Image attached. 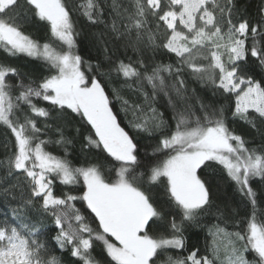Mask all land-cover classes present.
<instances>
[{"label": "snow or ice", "instance_id": "snow-or-ice-1", "mask_svg": "<svg viewBox=\"0 0 264 264\" xmlns=\"http://www.w3.org/2000/svg\"><path fill=\"white\" fill-rule=\"evenodd\" d=\"M83 7L88 21L98 23L103 15L99 0H87ZM112 10L116 13L112 31L121 38L134 34L133 47L144 43L175 54L180 64L175 69L177 74L187 67L196 79L210 81L223 93L234 96L231 113L234 119L255 126L252 118L255 114V119L264 123V86L247 76L245 68L249 54L264 66V47L259 46L264 41V26H251L247 20L234 23L232 0H227V4L219 0H130V5L123 9L113 0ZM28 13L50 26L52 36L60 42L59 49L49 43L41 45L23 32L22 23ZM150 17L157 21L156 30L161 21L166 26L161 44H157L156 32L148 27ZM75 35L70 10L63 0H0V47L11 55L42 59L54 70L38 84L21 82L19 94L14 98L8 78L18 72L0 65V124L7 126L15 138V151L7 166L10 175L17 173L24 177L30 193L22 207L38 203L43 212L51 215L58 230L56 243L61 249L71 246V255L83 264H99L92 256L96 241L102 243L110 258L105 264H216L217 261L264 264V221H258L255 213L246 228L239 231L229 233L216 227L211 233L212 258L198 255V250L190 251L183 258L169 254L170 250L185 248L183 223L196 221L211 205L210 186L200 174L203 169L221 165L241 195L255 207L256 193L250 181L253 178L264 181V150L247 148L242 136L226 124L223 110L209 111L202 105L203 115L187 110L178 113L175 130L158 139L155 152L161 155L155 162L143 164L141 181L137 176L142 166L139 145L118 123L101 81L95 76H86L82 70L85 62L73 51ZM197 57H203L208 63H196ZM143 67L142 61L120 60L108 74L114 71L124 78L127 87L135 85L137 91L144 92L145 81L151 85L152 94L144 92V100L153 115L143 119L144 107L130 105L117 92L125 111H131L135 117L132 126L151 134L164 127L163 119L151 103L158 91L168 94L162 73L171 75L173 67L158 66L151 74L142 72ZM89 70L92 71L91 66ZM95 71L103 72V69L97 65ZM173 87L178 96L183 94L184 81L178 75ZM33 98L47 102L60 112L70 110L86 121L94 137L85 138V147L99 149L106 154L105 160L111 158L116 162L113 164L115 179L105 178L102 163L73 167L67 159L46 151L48 141L39 138L43 130L37 127L33 117L47 120L50 111L38 107ZM22 105H27L33 116L25 115L20 121L13 117ZM56 131L59 139L55 143H71L62 128ZM57 181L64 186L82 184V194L73 195L69 190L55 195L53 186ZM145 185L163 186L167 200L155 201L151 188ZM77 200L83 201L94 214L98 222L96 229L76 207ZM14 218H19L16 210ZM37 231L35 225L27 223L19 228L7 221L0 223V264H59L54 256L43 258L44 245L35 238Z\"/></svg>", "mask_w": 264, "mask_h": 264}, {"label": "trees", "instance_id": "trees-1", "mask_svg": "<svg viewBox=\"0 0 264 264\" xmlns=\"http://www.w3.org/2000/svg\"><path fill=\"white\" fill-rule=\"evenodd\" d=\"M66 7L70 10V14L74 23L76 32V46L73 51L80 55L85 62L82 70L86 76H95L102 83L106 94L109 96L110 107L114 115L117 117L118 123L129 133L130 136L139 145L140 158L142 166L137 170V176L141 178V174L145 171L143 164L149 161L155 162L156 157L160 153L155 152L158 139L162 134L175 130L178 113L191 111L196 115H203L205 106L209 111L223 110L225 122L228 127L237 135L242 136L246 142V147L250 150L260 152L264 150V123L255 119V114H252L253 123L246 122L239 118H233L231 113L234 111L235 98L229 94L223 93L210 81H201L196 79L191 70L184 67L178 74L175 69L180 67L179 58L173 53H169L162 47H149L142 43L138 47H133L135 43L134 34L130 37L121 38L117 33L112 31V24L116 13L112 10L113 0H99V4L103 10V15L98 23L93 24L88 21L83 14L84 5L87 0H63ZM221 4H227V0H219ZM121 9L130 5V0H117ZM233 22L247 20L251 26H264V0H232ZM227 17V13L225 14ZM151 21L149 28L156 32L157 44H161L166 36V26L163 22H159L160 27L156 30L157 21L149 18ZM117 26H122L117 21ZM23 32L30 38L37 41L39 44L49 43L59 49L60 42L57 41L51 34L50 26L43 21L33 17L28 13L27 19L22 23ZM264 31V27H262ZM259 40V37H257ZM248 43H251V37ZM264 47V41L259 45ZM107 49V51H106ZM120 60L124 62L142 61L144 67L140 70L151 74V70L158 66L171 65L173 73H162L166 81V95L164 91H158L151 103V107L156 109V114L164 121V127L159 130H153L151 134L146 131H140L132 126V121L135 119L131 111H125L122 106V100L119 96L128 100L129 104H139L145 109L142 117H151L153 113L148 110V104L144 100V92L152 94L151 85L144 82V92L129 88L125 85L124 78L118 76L114 71L108 74V71L113 67L114 63ZM196 63L207 64L208 61L203 57H197ZM0 65L11 67L17 70L18 75H11L8 78V83L11 86L13 97L19 94L20 88L18 85L23 82L25 85L32 83L33 85L42 82L52 71L50 67L42 60L29 57L25 54L11 55L0 47ZM97 65L103 69V72L95 71ZM91 66L92 71L89 70ZM139 67V65H137ZM247 76L261 82L264 86V66L249 54L248 60L245 63ZM177 75L183 79L185 88L183 94L178 96L173 85L176 84ZM33 103L38 107L47 108L50 111V117H33L36 120L37 127L43 131L40 134V139L48 141L45 145V150L52 155L67 159L73 167H85L91 163L99 162L103 164L102 173L106 179H115L113 164L111 158L105 160L106 154L99 149L85 147L89 135H93L94 131L91 126L82 121L79 116L64 110L60 112L54 109L51 105L43 100L33 98ZM25 115L33 116L27 105H22L21 109L16 110L14 119L23 121ZM45 123L49 127L45 128ZM62 128L66 139L71 143L67 145L57 144L54 141L59 139L57 128ZM15 151V138L11 130L0 124V223L5 221L14 223L18 228L22 223L35 225L38 229L35 238L40 244L44 245L42 250L43 258L56 257L59 264H83L78 258L71 255V246L63 249L55 241L57 229L55 228L53 217L41 209L38 203H34L26 208L22 207L24 200L30 195L28 186L24 181L23 176L17 173L9 174L7 166L8 160L12 157ZM111 161V162H109ZM202 178L206 180L211 191V205L206 211L198 217L196 221H185L182 225L183 235L185 238V248L182 250H170L169 254L183 258L190 251L198 250V255H207L212 258L211 249L213 246L212 232L216 227L225 229L226 232L239 231L246 228L247 221L255 213L258 221H264V181L259 178H253L250 184L256 193V206L253 207L249 199L242 196L238 191V186L231 181L221 165L213 164L210 168H204L200 173ZM151 188V196L158 203L167 200L165 189L160 185H145ZM5 189H8L5 192ZM55 195H62L64 192L71 190L73 195L82 194V184L75 186H64L57 181L53 186ZM76 207L80 209L85 216L89 225L97 228L98 222L95 220L94 214L87 209L83 201L77 200L74 202ZM165 207H167L165 205ZM14 210L19 214V218H14ZM171 220V217H168ZM176 222L179 224L180 218L177 216ZM162 223V222H158ZM226 242L222 241L221 243ZM92 256L99 262L105 264L110 258L107 257L106 251L103 250L101 242H94ZM221 258L224 257L223 248L220 252ZM249 259H252L249 256ZM216 264H220L217 261Z\"/></svg>", "mask_w": 264, "mask_h": 264}]
</instances>
